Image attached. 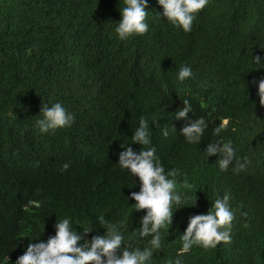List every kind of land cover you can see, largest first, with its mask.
<instances>
[{"label":"trees","instance_id":"16d2710c","mask_svg":"<svg viewBox=\"0 0 264 264\" xmlns=\"http://www.w3.org/2000/svg\"><path fill=\"white\" fill-rule=\"evenodd\" d=\"M211 4L218 23L207 37L213 48L237 47L252 55L263 52L264 0H211ZM119 7L123 0H0V264H15L28 243L38 242L32 239L40 236L47 241L53 223L65 216L73 218L81 233V227L93 224L89 240L106 233L96 218L100 214L112 221L130 220L131 237L146 212L135 211L136 201L130 197L140 190V181L119 165L100 166L98 150L91 149V144L94 133L96 140L109 134H122L125 139L141 115L149 119L153 143L164 165L187 172L192 188L185 189L178 182L177 189L192 199L197 196L196 206L189 200L178 209L174 225L162 236L163 248L154 254V264H167L176 256L188 218L209 211L211 201L225 192L231 194L235 211L232 240L216 248L194 246L183 254L184 264H264V195L251 188L262 178H251L249 166L238 173L232 166L220 170L218 154L208 157L204 152L212 140L220 139L210 125L195 144L185 141L180 133L183 126L167 137L159 136L157 127V123L170 124L183 106L175 96L177 88L189 80L179 81L178 69L183 64L191 65L193 71L197 68L193 47L205 34L203 18L208 11L186 33L167 22L158 0H149V31L121 41L114 31L115 22L121 19ZM248 20L249 25H244ZM215 64L223 72L219 58ZM55 101L75 114V123L40 133L36 116L44 103L50 106ZM191 103L196 117L233 107L220 92L199 96ZM261 127L263 118L254 113L243 121L235 138L224 141H233L239 157H244L242 147L257 157V141L259 137L260 142L264 140ZM173 136L175 145L165 151ZM68 146L85 149L97 165L86 168L73 196L50 202L49 214L34 179L20 182L38 158L63 156L62 149ZM30 200L37 203L29 204ZM148 239L129 242L143 247Z\"/></svg>","mask_w":264,"mask_h":264},{"label":"clouds","instance_id":"9594fccd","mask_svg":"<svg viewBox=\"0 0 264 264\" xmlns=\"http://www.w3.org/2000/svg\"><path fill=\"white\" fill-rule=\"evenodd\" d=\"M158 3L163 8L167 22L182 28L186 33L191 32L196 19L208 11L203 18L205 34L199 45L193 47L197 68L193 71L191 65L183 64L178 69L177 79L181 82L189 80L185 87L177 88L175 96L183 106L175 111V118L170 124L163 123L160 126L157 123L159 136L177 133L176 129L183 126L180 133L185 141L200 143L210 125L212 134L220 139L212 140L204 152L208 157L218 154V166L222 171L232 166L233 171L238 173L246 171L249 166L251 178H262V181L251 184L252 191L264 195V136L261 142L260 137L257 141V157L244 147L241 149L244 157H239L233 141H224L235 138L243 121L250 119L254 113L260 114L264 121V49L262 53L252 55L237 47L226 51L213 48L207 37L218 23L211 0H158ZM148 6L149 0H123V7H119L121 19L115 22L114 29L121 41L149 31ZM245 24L249 25V20ZM249 27L253 32L254 27L251 24ZM217 58L223 72L216 67ZM214 92H220L223 98L233 103V107H220L213 114L196 117L191 101ZM192 114L194 118L190 117ZM36 118V127L45 134L71 127L76 120L75 114L61 101L50 102V106L44 103L41 114ZM157 121L153 117L152 123ZM261 130L264 134V127ZM94 135L91 149L98 150L100 166L113 167L116 164L139 179L140 190L131 192L130 197L136 201L132 205L135 211L146 210L140 218V226L131 231L129 237L130 220L112 221L100 214L96 218L106 233L94 235L89 240L87 234L93 230V224L91 227H81V233L74 227L71 216L58 218L46 235L47 241L40 240V236L32 239L38 242L28 243L15 264H154V254L158 255L163 248L162 236L174 225L178 209L185 207L182 205H186L189 200H192L191 206L197 205V196L192 199L189 193L177 189L178 182L185 189L192 188L187 172L172 164H166L170 166L167 168L161 161L147 116H139L138 126L125 139L122 134H109L96 140ZM176 139V136L169 139V148L165 151L175 145ZM62 151L63 156L52 154L38 158L31 169L23 174L20 182L34 179L37 193L42 197L40 202L49 214L50 202L63 195L73 196V191L80 189L77 183L86 168L96 164L83 148L68 146ZM180 176L184 177L182 181L177 179ZM230 199L231 194L225 192L211 201L209 211L188 218L187 227L180 234L182 246L174 258L167 260V264H184L183 254L194 246L216 248L221 242L232 240L235 211ZM36 203L34 200L29 201V204ZM146 237L150 239L143 247L129 242L130 239L139 241Z\"/></svg>","mask_w":264,"mask_h":264}]
</instances>
